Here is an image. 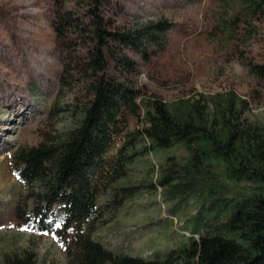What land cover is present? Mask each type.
<instances>
[{
  "label": "rangeland",
  "instance_id": "374dc122",
  "mask_svg": "<svg viewBox=\"0 0 264 264\" xmlns=\"http://www.w3.org/2000/svg\"><path fill=\"white\" fill-rule=\"evenodd\" d=\"M93 8V0H0V263L23 249L35 253L37 264L67 263L66 249L75 230L62 226L63 204L57 201L42 217V226L54 224L56 230L41 232L40 215L34 212L43 209L44 190L20 178L14 154L61 137L73 126L68 109L91 98L89 73H78L76 66L88 56L89 40L78 30L91 31ZM58 11L74 20L64 38L53 30ZM97 12L108 29L157 21L170 26L165 46L149 48L147 59L123 49L135 66L128 80L145 98L173 104L203 97L210 108L209 97L233 93L247 102V110L233 124L238 130L250 126L264 136V80L250 71L251 64L264 63V14H242L236 23L237 9L218 0H101ZM106 61L107 73L120 77L113 60L106 56ZM141 116V110L138 116L125 115V126L114 139L117 146L127 132L141 128ZM167 157L180 166L187 163L188 153L180 145L146 152L129 165L113 190L101 193L105 223L92 238L104 248L153 259L187 242L193 232L224 234L215 227L224 216L201 227L203 219L211 218L206 209L214 196L208 193L221 190V196L236 198L252 185L229 179L224 166L211 161L202 165L195 190L179 195L172 185L160 188L157 183ZM124 187L134 192L120 203L118 193Z\"/></svg>",
  "mask_w": 264,
  "mask_h": 264
},
{
  "label": "trees",
  "instance_id": "16d2710c",
  "mask_svg": "<svg viewBox=\"0 0 264 264\" xmlns=\"http://www.w3.org/2000/svg\"><path fill=\"white\" fill-rule=\"evenodd\" d=\"M99 1L93 0L95 8L89 9L91 31L78 30L89 40L88 56L76 67L78 73H89L91 98L68 109L73 126L61 137L45 140L37 147L19 148L14 154L20 178L44 190L43 209L34 212L40 215L39 225L50 207L61 201L62 226L75 230L66 249V264H264V136L255 134L250 126L238 130L233 124L247 110V102L233 93L209 97L210 108L203 97L173 104L145 98L128 80L135 66L123 49L147 59L149 48L165 46L170 26L157 21L134 29H108L97 12ZM218 1L237 9L236 23L242 14L249 18L264 14V0ZM73 22L70 13L58 11L53 22L55 34L64 38ZM106 56L113 60L120 77L107 73ZM37 57L35 62L40 65ZM53 65L54 61L47 70ZM250 71L264 80V63L251 64ZM140 110L141 128L127 132L117 146L114 139L120 126H125V115L138 116ZM178 145L187 151V163L179 166L167 157L157 180L160 188L172 185L179 195L195 190L202 165L211 161L222 164L229 179L252 185L236 198L221 196V190L208 193L214 196L206 209L211 218L203 219L201 227L207 228L210 220L218 222L224 216V222L215 226L224 234L193 232L187 242L153 259L114 253L95 241L92 234L105 223L99 206L101 193L113 190L129 165L144 153ZM133 192V188H121L120 203ZM46 229L56 230L54 224L39 226L41 232ZM0 264L37 261L35 253L23 249L5 255Z\"/></svg>",
  "mask_w": 264,
  "mask_h": 264
},
{
  "label": "bare ground",
  "instance_id": "6f19581e",
  "mask_svg": "<svg viewBox=\"0 0 264 264\" xmlns=\"http://www.w3.org/2000/svg\"><path fill=\"white\" fill-rule=\"evenodd\" d=\"M5 122H8V121L6 120ZM4 128H6V127L4 126Z\"/></svg>",
  "mask_w": 264,
  "mask_h": 264
}]
</instances>
